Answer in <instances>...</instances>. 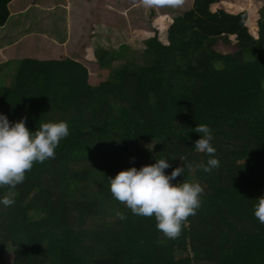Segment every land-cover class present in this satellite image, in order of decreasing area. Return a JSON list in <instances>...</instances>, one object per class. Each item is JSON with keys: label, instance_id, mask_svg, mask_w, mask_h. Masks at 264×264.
I'll use <instances>...</instances> for the list:
<instances>
[{"label": "trees", "instance_id": "obj_1", "mask_svg": "<svg viewBox=\"0 0 264 264\" xmlns=\"http://www.w3.org/2000/svg\"><path fill=\"white\" fill-rule=\"evenodd\" d=\"M10 1L0 0V26ZM263 8L264 0H192L130 35L94 23L84 58L104 77L97 85L70 57L17 60L12 84L0 83V113L24 117L30 130L63 120L69 134L22 183L0 187L14 199L0 205V264H264V223L252 214L264 193ZM134 43L141 63L121 62ZM201 123L219 160L209 172L193 142ZM152 140L156 153L139 144ZM164 156L165 173L185 165L174 182L203 188L176 238L113 199L106 178ZM29 210L41 214L34 226Z\"/></svg>", "mask_w": 264, "mask_h": 264}, {"label": "clouds", "instance_id": "obj_2", "mask_svg": "<svg viewBox=\"0 0 264 264\" xmlns=\"http://www.w3.org/2000/svg\"><path fill=\"white\" fill-rule=\"evenodd\" d=\"M147 7L162 3L176 4L179 0H142ZM194 132L199 136L194 147L198 152L208 156L206 163L199 165L204 172L219 167L215 157V147L211 141L212 131L207 124H196ZM66 121H47L30 130L25 125V118L10 122L0 113V187L14 188L25 179V172L33 162H44L55 156V149L60 141L68 136ZM159 142V141H157ZM152 148V147H151ZM86 157V156H85ZM180 160H182L180 158ZM165 156L154 162L143 164L139 168L129 166L120 169L114 176L106 177L109 192L113 199L124 204L132 214L153 217L155 227L168 238H176L187 217L194 215L200 206L203 192L202 186L195 181L180 180L185 165L172 167ZM14 203L9 195H0V205L8 207ZM252 214L260 223H264V193L256 197ZM116 216L123 220V213L117 211Z\"/></svg>", "mask_w": 264, "mask_h": 264}, {"label": "rangeland", "instance_id": "obj_3", "mask_svg": "<svg viewBox=\"0 0 264 264\" xmlns=\"http://www.w3.org/2000/svg\"><path fill=\"white\" fill-rule=\"evenodd\" d=\"M33 0H15L10 5V9L14 10L17 6H22ZM35 1V0H34ZM39 3H54L60 2L61 0H37ZM112 3V11L109 7V4L106 6H102L101 0H94L95 4L93 5V0H74V6L72 14L70 15L71 20L73 22H69L68 20L64 22V10H61L59 7L56 8V13H45V15L33 14V12L29 11L25 14L19 15L13 20V17L10 19L7 27H0V44L1 42H10L13 43L11 39L15 35L19 34L21 31L29 30V29H40V30H49L54 34V43L56 49H60V53L55 55L54 57L64 58H82L84 55L83 47H85L86 42L88 40V36L90 34L92 25L94 23L113 26L119 30L125 31L127 34H131L134 29H142V30H150V21L153 17L158 13L169 12V16H175L181 14L184 10L188 9L191 6L192 0H179V3L169 4L162 3L160 5H154L152 7H147L143 4L142 0H110ZM110 3V4H111ZM104 7V8H103ZM109 10L106 12V10ZM264 9V8H263ZM111 10V11H110ZM112 12L114 14H112ZM123 19V20H121ZM65 25V29L59 28V26ZM80 25V27H77ZM49 26V27H48ZM77 28V29H74ZM50 39V38H48ZM53 39H50L53 41ZM34 40V39H33ZM38 42V38L35 39ZM17 41V40H16ZM5 42V43H6ZM3 44V43H2ZM32 43H30L31 45ZM13 46V44H11ZM134 47L128 51V54L124 57V59H119L121 62L125 61L127 63L138 64L141 63V59L139 56L141 47L139 44L134 43ZM2 46V45H1ZM17 51L21 50L19 45H17ZM30 47V46H28ZM33 49H39L36 42L33 43ZM12 48V47H11ZM25 48V47H24ZM50 49L49 47H46ZM55 49V47L53 48ZM24 50V49H23ZM10 48L8 49V52ZM30 51V50H29ZM27 52V51H26ZM31 54L30 52H28ZM19 55H13L10 57L6 64H1L2 69L0 70V83L4 85L12 84L13 82V68L14 64L17 61ZM45 56L40 53L33 54V58L43 59ZM17 57V58H16ZM46 57V56H45ZM249 58V57H248ZM77 61L82 62V59H78ZM1 62V61H0ZM118 61L114 62L112 68L116 69L118 66ZM88 70V81L97 85L101 80L104 79L103 76H98L97 72V64L93 62H85L84 63ZM139 144L141 146L148 147L152 153H156L160 148L157 146V141H140ZM152 147V148H151ZM11 193H7V195ZM40 212L28 211V218L31 224L34 226L39 218ZM177 255L181 254V251L176 252ZM2 257L11 262L12 254L11 252L5 248L2 254Z\"/></svg>", "mask_w": 264, "mask_h": 264}, {"label": "crops", "instance_id": "obj_4", "mask_svg": "<svg viewBox=\"0 0 264 264\" xmlns=\"http://www.w3.org/2000/svg\"><path fill=\"white\" fill-rule=\"evenodd\" d=\"M12 2H15V0H11L8 3L9 15H8V18H7L6 22L4 23V25H2L0 27H7L9 22L11 21L10 19L12 17H13V20H15V18L17 16L25 14L29 11L33 12V14H36L35 16H38L37 14H40V13H41V15H45V13H52V12L56 13L57 7H59L61 10H64V22L68 20L69 22L74 23V21H72L71 17H70V15L72 14L71 10L73 9V6H74V0H61L60 2L47 3V4H44L41 2L39 3V1L33 0V1H29V2L25 3L23 5V7L22 6L15 7L14 10L10 9V5L12 4ZM101 2L103 4L102 6H104V5L107 6L109 4V6H110L109 8L112 10L113 6H112V3L110 0H101ZM94 4H95V2L93 0V5ZM108 11L109 10H106V12H108ZM112 11H114V10H112ZM112 14H114V13L112 12ZM161 14H163V13L162 12L158 13V14H156V16L161 15ZM164 14L170 15L169 12H165ZM121 20H123V19H121ZM75 25L77 26L76 23H75ZM64 26L65 25L62 23V25L59 26V28L65 29ZM105 26H107V25H105ZM77 27H80V25ZM109 27H113V26H109ZM50 28H52V27H49L48 28L49 30L29 29V30L21 31L19 34L15 35L14 37L11 38V39H16L17 41L12 40L13 43H10L9 41L8 42L5 41L6 43L1 42V44H0V61H1L0 64H6L7 61H9L8 59L10 57H13L14 54L19 55L17 60H19L21 58H26V57L33 58L32 55L33 54L35 55L36 53H40V54L45 55L46 57L42 56V57H44L43 59L58 58V57H54V56L58 55L61 50L56 49L54 39L52 38V37H54V34L51 32ZM74 29H77V28H74ZM37 38H38V42L35 40ZM48 38L53 39V41L48 39ZM34 42L37 43V45L39 46L38 47L39 49L32 50L33 49L32 46H33ZM30 43H32V44L30 45ZM11 44H13V46ZM17 45H19V48H21V50L17 51V49H18ZM88 45H89V36H88V40L86 42L85 47H87ZM28 46H30V47H28ZM46 47H49V48L51 47V48L47 49ZM54 47H55V49H53ZM85 47H83V51H82L84 53V55H85ZM9 48H10V51L8 52ZM43 51L47 52V53H44ZM28 52H30L31 54H29ZM84 55L81 56L82 58H74V59L75 60L82 59L83 60L81 62L82 64H84L85 62L89 63V61L84 58Z\"/></svg>", "mask_w": 264, "mask_h": 264}, {"label": "snow or ice", "instance_id": "obj_5", "mask_svg": "<svg viewBox=\"0 0 264 264\" xmlns=\"http://www.w3.org/2000/svg\"><path fill=\"white\" fill-rule=\"evenodd\" d=\"M173 2H174V0H173Z\"/></svg>", "mask_w": 264, "mask_h": 264}]
</instances>
